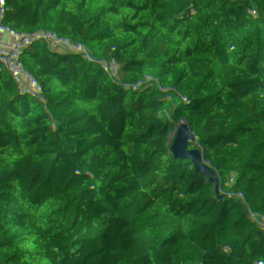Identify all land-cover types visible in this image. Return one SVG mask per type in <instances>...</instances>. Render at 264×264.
Returning a JSON list of instances; mask_svg holds the SVG:
<instances>
[{
	"label": "trees",
	"instance_id": "16d2710c",
	"mask_svg": "<svg viewBox=\"0 0 264 264\" xmlns=\"http://www.w3.org/2000/svg\"><path fill=\"white\" fill-rule=\"evenodd\" d=\"M208 1L0 0V159L50 186L0 169V264H264V137L222 106L264 131V0L218 44Z\"/></svg>",
	"mask_w": 264,
	"mask_h": 264
},
{
	"label": "built area",
	"instance_id": "2783aa9c",
	"mask_svg": "<svg viewBox=\"0 0 264 264\" xmlns=\"http://www.w3.org/2000/svg\"><path fill=\"white\" fill-rule=\"evenodd\" d=\"M30 1L43 5L42 0ZM50 12H52V10H50ZM14 62L15 60H13V63ZM222 106L227 110L228 115L233 119V121L244 128L247 133H253L264 137V131L249 122L246 118V113L240 111L236 103L230 97H225L222 102ZM0 169L6 171V173L11 177L31 178L33 180L41 182L47 188L50 187L47 179L42 172L33 171L27 166L16 163L12 159H0ZM60 193L62 195V198L66 199L69 203L76 205L79 193L74 188H70L69 190H60ZM95 215L96 214H93L92 216L94 217ZM1 226L0 216V227Z\"/></svg>",
	"mask_w": 264,
	"mask_h": 264
},
{
	"label": "water",
	"instance_id": "95a60500",
	"mask_svg": "<svg viewBox=\"0 0 264 264\" xmlns=\"http://www.w3.org/2000/svg\"><path fill=\"white\" fill-rule=\"evenodd\" d=\"M243 10H249V7L240 0H228L225 3L215 2L211 7L210 13L214 17L210 24V29L217 37V44L220 40V30L224 26L225 21L235 17ZM131 264H153L144 249L137 251L131 261Z\"/></svg>",
	"mask_w": 264,
	"mask_h": 264
},
{
	"label": "rangeland",
	"instance_id": "374dc122",
	"mask_svg": "<svg viewBox=\"0 0 264 264\" xmlns=\"http://www.w3.org/2000/svg\"><path fill=\"white\" fill-rule=\"evenodd\" d=\"M215 2H220L219 0H209L208 4L210 5V8L213 6Z\"/></svg>",
	"mask_w": 264,
	"mask_h": 264
}]
</instances>
